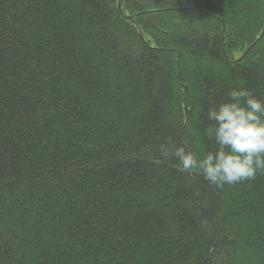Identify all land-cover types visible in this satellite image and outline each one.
Returning a JSON list of instances; mask_svg holds the SVG:
<instances>
[{"label":"trees","instance_id":"trees-1","mask_svg":"<svg viewBox=\"0 0 264 264\" xmlns=\"http://www.w3.org/2000/svg\"><path fill=\"white\" fill-rule=\"evenodd\" d=\"M264 98V0H0V264H264V172L222 188L210 106Z\"/></svg>","mask_w":264,"mask_h":264},{"label":"clouds","instance_id":"clouds-1","mask_svg":"<svg viewBox=\"0 0 264 264\" xmlns=\"http://www.w3.org/2000/svg\"><path fill=\"white\" fill-rule=\"evenodd\" d=\"M206 120L211 122L206 152L167 137L158 146L161 160L175 161L180 171L220 188L264 172V98L245 87L232 88L225 100L208 108Z\"/></svg>","mask_w":264,"mask_h":264}]
</instances>
